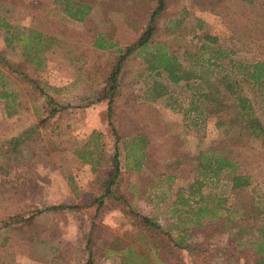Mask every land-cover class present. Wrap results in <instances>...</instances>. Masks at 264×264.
Returning a JSON list of instances; mask_svg holds the SVG:
<instances>
[{"label": "rangeland", "instance_id": "374dc122", "mask_svg": "<svg viewBox=\"0 0 264 264\" xmlns=\"http://www.w3.org/2000/svg\"><path fill=\"white\" fill-rule=\"evenodd\" d=\"M77 4L86 10L82 20L66 10ZM156 6L157 0H0V18L14 31L8 42L0 26V264H252L224 223L198 226L180 214L178 196L195 179L192 158L232 131L196 101L219 81L202 62L214 58L201 49L202 36H215L234 60L262 59L264 0H167L147 49L124 57L108 112L106 78ZM163 46L204 80L172 83L150 67L146 60ZM243 90L253 92L244 84ZM261 92L254 108L264 123ZM224 120L237 123L232 115ZM17 136L23 140L13 148ZM253 145L261 151L258 140ZM248 171L260 188L264 158ZM228 187L207 182L202 191L227 198ZM168 234L181 237V245ZM129 244L136 255L124 263Z\"/></svg>", "mask_w": 264, "mask_h": 264}, {"label": "trees", "instance_id": "16d2710c", "mask_svg": "<svg viewBox=\"0 0 264 264\" xmlns=\"http://www.w3.org/2000/svg\"><path fill=\"white\" fill-rule=\"evenodd\" d=\"M166 1L157 0V6L150 14V21L146 29L136 42L126 48V52L119 53L116 63L111 68L104 88L108 98V112L111 110L114 96L118 92V75L124 57L135 48L147 49L155 31L156 16L163 11ZM240 1L253 2V0ZM66 10L71 11V15L76 19H84L86 10L83 11L81 5L77 4L74 11L69 5H66ZM175 22L171 23L175 24ZM0 26L5 29L8 42L11 41L14 38V31L9 22L0 18ZM26 38L28 40V37ZM19 39H23L22 36ZM202 39L201 49L209 50L214 55L213 60L210 57L206 60L203 59L202 62H206L208 66L214 68V72L211 74L216 75L219 81L212 82L208 90L198 92L196 101L199 98L202 99L205 110L216 116L217 126L231 123L232 131L223 137L211 140L192 158L193 171L196 172V176L188 186L187 195L180 194L178 196L180 204L178 210L180 214L185 213L188 216L185 215L189 222L198 226L224 223L230 242L232 239L235 246L246 247L251 253L252 264H264V182L260 188H255L252 173L248 171L250 165L264 158V123L254 108V103L257 102L254 98L261 95L263 93L261 90H264V56L262 59L251 62L234 60L223 54L221 46L216 45L215 36L204 34ZM33 40L40 43L39 34L34 35ZM98 46L102 47V45ZM225 59L227 62H223ZM146 61L150 67L166 72L172 83H178L181 80L189 81L192 78L201 80L205 78L192 68H183L175 54L169 52L165 46L152 51ZM243 84L253 91L251 96L243 90ZM49 100L51 101L50 97ZM260 103L264 107L262 97H260ZM227 115H232L237 123L233 120L226 122L224 116ZM21 140L23 138L19 136L13 138L11 146L17 147ZM256 140L259 141L261 151L253 145V141ZM118 151V147L115 146L113 160L116 169L119 163ZM222 180L229 183L228 197L232 201L229 202L228 197L218 193L204 195L202 188L207 182L217 183ZM108 191L109 188H106L105 193L107 194ZM195 195L199 196L198 200H193ZM143 220L147 224L153 223L152 220L144 216ZM170 236L168 234V237ZM170 238L173 245H181L180 243L183 241L181 237V240L178 241L174 240L172 236ZM111 248L114 251H120L116 247ZM131 248L130 244L125 245V252L121 251V253H125L124 263H131V256L136 255V252ZM145 259L148 261L146 256ZM87 263L90 264L89 261Z\"/></svg>", "mask_w": 264, "mask_h": 264}]
</instances>
